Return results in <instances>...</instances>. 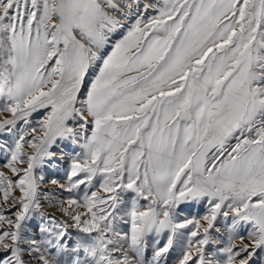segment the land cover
I'll return each instance as SVG.
<instances>
[{
  "label": "snow or ice",
  "instance_id": "6c2138e0",
  "mask_svg": "<svg viewBox=\"0 0 264 264\" xmlns=\"http://www.w3.org/2000/svg\"><path fill=\"white\" fill-rule=\"evenodd\" d=\"M0 161V264H264V0H0Z\"/></svg>",
  "mask_w": 264,
  "mask_h": 264
},
{
  "label": "rangeland",
  "instance_id": "374dc122",
  "mask_svg": "<svg viewBox=\"0 0 264 264\" xmlns=\"http://www.w3.org/2000/svg\"><path fill=\"white\" fill-rule=\"evenodd\" d=\"M34 116L39 117V114L38 113L34 114ZM0 163H2V161H0ZM64 167H66V164H62L60 169L49 168V169H47V174L49 177L56 176V177L62 178L63 174H64L62 169Z\"/></svg>",
  "mask_w": 264,
  "mask_h": 264
}]
</instances>
